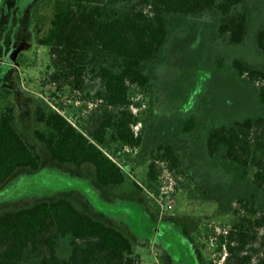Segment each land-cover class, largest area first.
Wrapping results in <instances>:
<instances>
[{"label":"rangeland","instance_id":"rangeland-1","mask_svg":"<svg viewBox=\"0 0 264 264\" xmlns=\"http://www.w3.org/2000/svg\"><path fill=\"white\" fill-rule=\"evenodd\" d=\"M39 1L0 0V112L11 107L16 127L41 155L37 170L24 167L0 186V211L64 195L127 234L141 264H264V224L246 220L264 213V196L255 195V212L242 209L240 197L254 189L251 170L241 176L240 169L220 155L211 156L205 141L212 125L264 115V104L258 102L253 84L243 82L231 65L234 57L264 62L253 38L264 21V0H247L252 22L244 42L236 45L212 34L209 13L174 17L163 58L148 66V90L133 96L136 104L131 108L140 117L134 130L142 131L143 143L130 147L112 142L107 149L126 176L116 186L100 185L89 164L78 167L52 160L32 134L44 128L33 117L38 105L56 109L83 131L102 115L100 103L92 99L100 86L98 79L88 76L83 89L53 81L49 47L36 41L33 8ZM44 16L43 22L47 13ZM216 58L222 60L221 66ZM189 116L195 117V127L186 132L179 123ZM163 131L182 160L180 171L170 172L172 208L168 209L160 196L165 162L155 161L160 170L156 183L148 176V164ZM236 224L254 237H248L234 254L225 235ZM68 239L62 238L58 247L65 256L70 249ZM19 264L40 263L25 259Z\"/></svg>","mask_w":264,"mask_h":264},{"label":"trees","instance_id":"trees-1","mask_svg":"<svg viewBox=\"0 0 264 264\" xmlns=\"http://www.w3.org/2000/svg\"><path fill=\"white\" fill-rule=\"evenodd\" d=\"M251 10L247 0H40L33 8L35 35L38 44L49 47L53 81L83 89L88 76L98 79L100 86L92 99L100 103L102 115L83 131L56 109L38 105L33 117L44 128L34 129V138L43 143L52 160L78 167L89 164L100 185L121 184L125 173L107 149L112 142L130 147L143 143L142 131L134 130L140 117L131 108L136 104L133 96L148 90V66L163 58L174 17L209 13L212 34L236 45L249 33ZM45 13L48 17L43 22ZM253 38L264 55V21ZM216 64L221 66L222 60L216 58ZM231 65L243 82L253 84L258 102L264 104V62L234 57ZM179 126L191 131L195 117H187ZM163 134L148 164L153 183L160 173L156 159L165 161L170 172H179L182 164L179 151L168 141L166 131ZM205 141L211 156L220 155L240 169L241 176L251 170L254 189L240 197V202L247 213L255 212V195L264 196V115L212 125ZM40 165L39 150L16 127L11 107L0 112V186L18 170H37ZM246 220L262 225L264 213ZM64 237L69 238L70 247L66 256L58 251ZM225 237L230 252L236 254L254 234L236 224ZM133 247L122 230L64 195L0 211V264H19L25 259L40 264H141Z\"/></svg>","mask_w":264,"mask_h":264},{"label":"built area","instance_id":"built-area-1","mask_svg":"<svg viewBox=\"0 0 264 264\" xmlns=\"http://www.w3.org/2000/svg\"><path fill=\"white\" fill-rule=\"evenodd\" d=\"M165 162V161H164ZM160 176V174H159ZM166 176V177H164ZM161 180L164 182L163 186L161 187V194L160 196L163 197L164 199V203H166L165 208H172V203L170 202L169 199V195H170V191L169 189H173V180L172 177L170 175V171L168 170L167 166L164 167L163 169V173H161ZM165 181H167L168 183L165 184Z\"/></svg>","mask_w":264,"mask_h":264}]
</instances>
